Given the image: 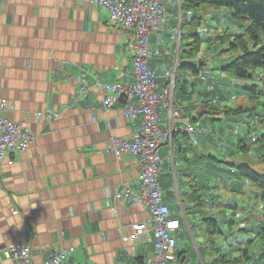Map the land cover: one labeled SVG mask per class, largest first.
<instances>
[{
  "label": "crops",
  "instance_id": "0c3cea01",
  "mask_svg": "<svg viewBox=\"0 0 264 264\" xmlns=\"http://www.w3.org/2000/svg\"><path fill=\"white\" fill-rule=\"evenodd\" d=\"M173 5L168 7L171 12ZM213 11L225 12L227 20L231 13L210 8ZM217 23L221 26V19ZM168 25L169 32L162 36L166 44L153 47L154 52L167 54L150 62L160 77L175 59L173 18ZM118 27L109 21L105 9L83 0H0V99L8 102L6 117L25 124L37 136L26 153L14 156L12 164L0 165V264H14L4 252L21 243L31 246L34 264L60 252L67 254L70 264H146L155 260L149 209L130 207L115 198V192L124 187L140 194V159L128 155L117 160L108 150L112 138L132 140L140 132L141 122L125 118L119 98L106 110L105 96L113 94L96 86L97 81L125 84L132 80L127 31ZM196 76L187 84L181 81L175 98L184 97L180 104L188 117L194 103L215 96ZM228 78L230 74H213V87L234 82ZM243 83L227 84L230 88L218 94L230 98ZM168 121L164 110L162 125ZM176 123L185 128L183 121ZM192 124L195 136L177 134L172 149L164 145L160 150L164 201L178 221L175 253L187 257L178 264H196L188 252L190 244L201 264L207 260L215 264L222 255L213 246L223 244L198 245L189 220L202 229L208 220L219 227L226 222L229 228L223 232L235 237L238 245L233 250L226 238L228 248L221 247L225 258L234 254L236 264H255L261 249L264 251L261 241L254 252L248 248L254 240L251 210L256 208L252 195L256 188L231 173L236 166H250V147L246 145V155L229 152L224 147L233 144L229 139L214 142L203 135L218 128L217 124L208 118ZM224 126L228 137L249 130L239 122L227 121ZM229 184L232 189L226 186ZM141 222L148 223L149 229L136 239L132 226ZM203 232L208 234L207 228Z\"/></svg>",
  "mask_w": 264,
  "mask_h": 264
},
{
  "label": "rangeland",
  "instance_id": "374dc122",
  "mask_svg": "<svg viewBox=\"0 0 264 264\" xmlns=\"http://www.w3.org/2000/svg\"><path fill=\"white\" fill-rule=\"evenodd\" d=\"M83 1H85L86 3H89L88 0H83ZM182 2H183V0H179V1L178 0H172L170 2H167L164 0L162 1V5L164 6V8L166 10V21H165L164 27L162 26L159 30H157V32H154L153 34H151L150 37L146 40V42L142 43L143 46H140V47L147 48V50L151 52L152 57L150 60L147 59V64L149 65L150 69L156 70L150 66L151 60H153V58H156V57L161 58L163 56V54H167V53H165V52H154L153 47H155V46H157L159 48L163 47V45L165 43V38H163L162 36L165 35L166 33H168L170 30L169 25H168L169 20L171 18L174 19V23H175L174 27L176 29L172 33H173V37L175 40V45H174L175 49L172 50V52H173L172 56H173V58L175 57V59H174L173 66L168 71H173L176 69V73L174 74V77H172L170 80H168V79L165 80L164 75L162 77H160L158 71L156 70L157 74H158V81H157V87L155 88V93L159 97H163V100L161 101V104L159 105L158 110H157V114L160 117V126L162 128H169L171 125H173V127L178 128V131L173 133L171 140L166 141L161 145L160 150L164 145H169L170 149H172L173 141H174V138L177 134L185 133L188 136H195L196 130H195V127L193 126L192 122L203 121L205 118H208V120H210L213 124H217L218 128H213L212 132L204 131L203 135L204 136H210L214 142H219V141H222L224 139L226 140V138L229 139V142H233V144L230 143L231 144L230 145L228 143H225L224 147L226 149H228L229 152L235 151L241 155H246L244 152L246 147H245V145H243V144H246L248 147H250V152H251L250 156L255 159L253 161V159L250 157L251 159L249 161V165L252 168H254L255 170H257L258 173L264 175V145L262 146L263 152H261L258 149L259 145L264 144V125L259 124L256 119H249V116H248V114H250L249 110L247 111L249 113L242 112L240 114H228L229 110H232L235 112V110L248 108L251 106V107H253V111L251 113H253V114L255 113L254 115H257V116L251 115L253 118L257 117L259 119L262 116L264 117V99H261L257 95V94H261L262 91L264 90V70L255 71L252 75V78H250L249 80H245V81L235 79L232 76H231V78H228V79H234L233 81L235 82V84H236V81H240L241 83L244 82L243 85H241L240 89L234 88V90H236V92L231 94L230 98H228V95H226V94H218V93L220 91H223L224 89H229L230 87L227 84H231L232 87H234V82L225 81L223 83H220L216 87H213V85H212L213 80H214V79H212L213 74L218 75V73H221V72L223 73L224 71L222 70V68L225 66V64L229 63L232 59L235 58V51L227 49V47L224 45V42H222V40H221L222 38L225 37L224 33H226L227 29H230L235 34H241V33H243V30L247 27V24L235 23L231 13H230L229 18L227 20V15L223 11L220 13H217L219 11L210 12L209 6L200 7L199 10H197V9H195V10L190 9L189 10L187 8L182 10V5H181ZM171 4H174L173 5L174 12L169 11L168 7L171 6ZM97 5H99V8L105 9L107 11V9L104 6H102L101 4L95 3V5H92V6H97ZM194 17H199L200 18L199 20H201V23L203 22L202 23V30L199 31L202 34L203 38H201L202 43L200 44V50L197 51L195 49V46H193V49L191 51H189L187 54L188 47H185L182 45V37L183 38H184V36L186 37V33L184 35H182V31H183L182 23L185 21L192 22V21H194L193 20ZM220 19H221V26H219L217 23V21H219ZM213 20H214V23L212 24L211 21H213ZM109 21L111 22L110 16H109ZM112 24L114 26H117V27L119 26V24L117 22H114ZM127 34H128V32H127ZM153 36H156L157 38L153 39ZM161 37H162V39H161ZM230 41L233 42L234 38L231 39ZM126 42L128 43L129 48L133 50V39L130 38L128 35L126 38ZM132 50H131V52H132ZM168 54L170 56L169 51H168ZM132 62H133V76H132V80L130 82L125 83V84H102V83H99L97 81L96 86L99 89H101L103 91H107V92H108V89L115 88V87L127 90L129 85L133 83V78H134V67L136 66V61H134L133 55H132ZM182 64H188L189 66H191V69L186 70L185 68H182L181 67ZM180 67L184 71V73H187L186 75H184V73L179 75V72H177V69H179ZM194 69H196V71H194ZM168 71H166V72H168ZM194 76H196L198 79L202 80V82H204V85L205 84L208 85L207 89H209V94H215V96H213V97L208 96L210 98H209V101H207V102H203V103L196 102V103H194L193 104L194 111L191 113V116L188 117L185 113V110H183V108L181 107V104H180V100L183 99L184 97H181V98L177 97L176 100L178 101V103L175 100V98L177 96V92H178L177 83L180 84V83H182L181 81L184 80V83L187 84L188 80ZM185 84H184V86H185ZM252 84H255L256 86H254ZM245 86H246V88H245ZM249 89H252V90L254 89L255 91L252 92V90H249ZM79 94L81 95V87H80ZM249 94L250 95L252 94L253 97H255L253 99L254 101L251 100V98L248 96ZM108 96H105V100L103 103L104 108L106 110L114 106L115 98H119L117 96H114V102H109ZM129 96H131V95L126 94V92H124L123 95L120 96L119 99L121 100L122 109H126V107L128 105L134 106L136 108V114L131 116V115H128L126 112H122V113L129 122H135L137 120H140L141 125H142L140 132H142L143 127H144V123L147 120L145 110H144L145 107L142 106L143 101H141V99L139 97H133L132 96L131 98H129ZM7 104H8V102H7ZM182 105H184V104H182ZM201 108L208 110L210 113L203 114V115L199 116L197 112ZM164 110L168 113V116H169L168 125H166V126L162 125V116L164 114ZM191 118H193L192 121H191ZM175 120L177 122L183 121L184 124L186 123L184 125L185 128L179 127ZM227 121H228V123L229 122H231V123L239 122L243 128L248 127L249 130H247L245 132H241L240 130H238V132H235L233 135L228 137L227 136L228 132L226 131L227 126L226 127L224 126V124ZM253 122H254V124H253ZM247 123H248V125H247ZM249 124H252L253 127H250ZM189 127L192 128V132L188 131ZM134 138L132 140H129V139H127V140L133 141ZM194 142L196 143V140H194ZM109 145H110V143H109ZM234 148H237V149L234 150ZM108 150H109V146H108ZM109 152H110V150H109ZM159 153H160V151H159ZM125 156H128V155H125ZM130 156H134V155H130ZM135 157H137V156H135ZM160 157H161V154H160ZM121 159H117V160H121ZM140 162H141V160H140ZM161 163H162V157H161ZM161 163H160V167H161ZM231 173L236 174L237 172L234 169H232ZM139 175H140V173H139ZM159 177H160V174H159ZM240 178L242 180H245V178H242V177H240ZM139 183H140V180H139ZM159 183H160V180H159ZM140 185H141V183H140ZM160 186H161V184H160ZM226 186L228 187V189H232V186L230 184L226 185ZM124 188H129V187H124ZM124 188L120 189L119 191L124 190ZM141 188H142V185H141ZM117 192H115V198H116ZM162 195H163V192H162ZM252 195L254 197L256 208H252V210H251V214L253 213L252 217L254 218V221H252V223H253L252 227H254L255 230H254L253 236H252V238L254 240L251 244H249V247H248L250 253L254 252L256 250V247L258 246V243H260L258 232H259L261 226L264 227V204L260 201V198L258 196L259 195L258 190L256 191L255 195L254 194H252ZM163 199H164V197H163ZM251 201H252V198H251ZM120 202H122V201H120ZM125 204H127V203H125ZM139 207H141V206H139ZM150 214H151V212H150ZM170 215H171V211H170ZM189 223H190V228H192V232H193L195 239H196L199 246H201L202 244H206V243L210 244L211 242L214 241V242L223 244V245H221V247H223L224 249H227L228 248L227 246H229V245H227L228 244L227 240H225L227 238V239H230L229 241L233 245V250H235L237 248V245H238L237 239L235 237L233 239V236H230L229 232H227V235H226V232H223L224 229L229 228V226L226 225V222H221L220 230L223 232V234L222 235L219 234V236L218 235L217 236H211L209 234L204 233L203 230H204V228L206 229V226L203 227V229H202V228H199L198 224H196L190 220H189ZM133 226H132V230H133ZM210 231H213V229H211ZM133 233H134V231H133ZM134 236H135V234H134ZM21 244H23V243H21ZM26 246L31 248V246L29 244H26ZM221 247L220 246H217V247L213 246L214 249L218 250V254H220V252L222 253L225 260L227 259V260H231L232 262H234L235 261V259H234L235 255L233 254L232 256H228L227 258H225L224 249H220ZM154 248H155V245H154ZM176 248H177V246H176ZM189 248H190V251H188V252L191 253L192 258L194 256L195 263L201 264L197 254H196L197 250L194 247V245L190 244ZM175 250L173 253L178 259L179 255L175 253ZM261 252H263V249H261L260 253ZM4 254L6 255V250H5ZM31 254H32V250H31ZM222 255H219V258L216 260L215 264H224L223 261H225V260L223 259ZM178 263H180L179 259H178ZM205 263L208 264V260ZM228 264H231V263H228Z\"/></svg>",
  "mask_w": 264,
  "mask_h": 264
},
{
  "label": "built area",
  "instance_id": "2783aa9c",
  "mask_svg": "<svg viewBox=\"0 0 264 264\" xmlns=\"http://www.w3.org/2000/svg\"><path fill=\"white\" fill-rule=\"evenodd\" d=\"M163 0H88V4H101L110 16L112 23L117 22L120 27L126 29L128 36L133 39L132 55L136 66L134 67L133 83L127 90L122 88H110L113 95L108 96L109 102H114V96L120 98L124 92L131 95L129 98L139 97L143 101L147 117L143 131L135 136L133 141L124 138H113L109 150L117 159L125 155H134L141 160V172L139 180L142 185L140 194H135L130 188L118 191L116 199L127 203L131 207H146L151 212L153 223L155 260L146 264H177L178 259L174 255L177 246L178 222L172 219L170 209L165 204L162 189L159 183L161 172V145L171 140L178 128L171 125L169 128L160 126V117L157 110L163 97L155 93L158 74L156 70L149 68L147 59H151V52L142 43L157 32L166 21V10L162 5ZM170 2L172 0H164ZM179 1V0H178ZM99 6V5H97ZM142 44V45H141ZM176 69L164 74V79L174 77ZM7 101L0 99V165L13 163L16 154H23L35 144L37 136L25 125L11 121L5 115ZM128 115H135L136 108L128 105L123 109ZM41 116V115H40ZM192 132V128H188ZM149 229V224L141 222L133 226L135 238L142 237ZM6 255L14 264H34L31 248L26 244H15L6 248ZM42 264H70L67 262V254L52 253L50 258Z\"/></svg>",
  "mask_w": 264,
  "mask_h": 264
},
{
  "label": "trees",
  "instance_id": "16d2710c",
  "mask_svg": "<svg viewBox=\"0 0 264 264\" xmlns=\"http://www.w3.org/2000/svg\"><path fill=\"white\" fill-rule=\"evenodd\" d=\"M181 5L182 10L185 8L189 10H199L200 7L203 6H209V8L214 10L228 9L231 11L235 23L247 24V27L243 30V33L235 34L230 29H227L226 33H224L225 37L221 39L227 49L235 51V58L229 63L225 64V66L222 68L224 71L223 73L230 74V76L234 77L235 79L245 81L252 78V75L255 71L264 70V0H183ZM199 19V17H194V21H185L182 23V35L186 33V37H182V45L188 47L187 54L193 49V46H195L197 51L200 50V44L202 43L201 38H203V36L199 31L202 30L203 22L201 23V20ZM233 38L234 41L231 42L230 40ZM181 67L185 68L186 70L191 69V66L188 64H182ZM181 67L177 69L179 75L184 73ZM194 71H196V69H194ZM252 85L256 86L255 84ZM179 86L180 84L177 83V87ZM254 91L255 90L253 89L252 92ZM257 95L261 99H264V90L261 94ZM248 96L251 98V100L255 98L252 94H249ZM248 110L250 111V114H248L249 119H256L259 124L264 125L263 116L259 119L257 117H252L257 115H254L255 113H251L253 111V107L251 106L248 108L235 110V112L229 110L228 114H240L242 112L249 113L247 112ZM243 145L246 147L245 151H248L246 144ZM263 145L264 144L258 146V149L261 152H263ZM235 171L239 177L245 178L253 184V186L256 188V191L258 190L259 192L258 196L260 201L264 204V175L258 173L257 170L250 166H236ZM206 228L208 231L207 233L211 236H216L217 234L222 233L220 232V227L214 220L206 221ZM211 229H213V231H210ZM258 236L262 242V247L264 248L263 226L260 227ZM247 252L248 250L246 248L244 250V256L246 257ZM178 259L181 262L185 261L187 257L184 253H180ZM223 263L236 264L227 260L223 261ZM255 264H264V251L258 254Z\"/></svg>",
  "mask_w": 264,
  "mask_h": 264
},
{
  "label": "water",
  "instance_id": "95a60500",
  "mask_svg": "<svg viewBox=\"0 0 264 264\" xmlns=\"http://www.w3.org/2000/svg\"><path fill=\"white\" fill-rule=\"evenodd\" d=\"M198 115L201 116L203 114H208L210 113L208 110H205L204 108H201L200 110H198Z\"/></svg>",
  "mask_w": 264,
  "mask_h": 264
},
{
  "label": "bare ground",
  "instance_id": "6f19581e",
  "mask_svg": "<svg viewBox=\"0 0 264 264\" xmlns=\"http://www.w3.org/2000/svg\"><path fill=\"white\" fill-rule=\"evenodd\" d=\"M26 153V152H25Z\"/></svg>",
  "mask_w": 264,
  "mask_h": 264
}]
</instances>
